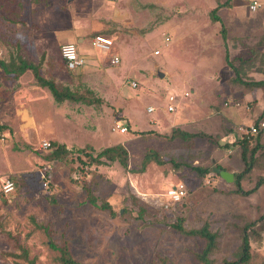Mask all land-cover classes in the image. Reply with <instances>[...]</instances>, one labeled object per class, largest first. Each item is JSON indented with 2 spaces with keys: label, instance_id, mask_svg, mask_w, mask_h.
I'll list each match as a JSON object with an SVG mask.
<instances>
[{
  "label": "rangeland",
  "instance_id": "obj_1",
  "mask_svg": "<svg viewBox=\"0 0 264 264\" xmlns=\"http://www.w3.org/2000/svg\"><path fill=\"white\" fill-rule=\"evenodd\" d=\"M251 1L0 0V60L20 55L39 63L42 76L94 100L57 104L30 70L14 77L0 68V176L16 185L0 203V264H60L50 243L63 240L79 264H201L195 254L204 239L176 231L171 224L178 216L186 228L207 223L216 234L212 264L235 259L240 227L264 218V184L243 196L234 192L235 179L218 174L226 170L235 178L244 169L237 141L264 108V87L234 82L225 60V49L229 59L242 55L245 61L234 62L239 75L264 79V7L249 13ZM215 7L220 21L210 15ZM98 33L112 39L110 51L93 48ZM64 42L75 44L82 67L67 68ZM113 52L117 64L110 63ZM149 106L154 111L147 112ZM118 123L124 133L112 130ZM173 126L206 136L171 139ZM257 137L263 145L264 130ZM52 139L70 149L91 146L94 154L121 144L127 168L89 165L77 152L48 160L40 144ZM246 139L249 151L256 135ZM149 149L164 163L150 161L140 171ZM193 166L206 173L198 175ZM260 177L264 147L240 185L250 189ZM179 184L185 194L172 204L166 191ZM87 189L115 214L89 203ZM262 222L250 239L247 264H264ZM22 249L27 259L18 255Z\"/></svg>",
  "mask_w": 264,
  "mask_h": 264
},
{
  "label": "trees",
  "instance_id": "obj_2",
  "mask_svg": "<svg viewBox=\"0 0 264 264\" xmlns=\"http://www.w3.org/2000/svg\"><path fill=\"white\" fill-rule=\"evenodd\" d=\"M217 8L218 7H215L211 11L210 15L213 20L220 21L219 16L216 14ZM220 30L224 37L226 33L224 25H221ZM225 60H226L227 65L230 68H232L235 72V77L233 78L234 82L243 84L251 89L264 87V79L244 80L239 75V72H238L239 69L234 65V62L236 60L239 62L245 61V58L242 55L229 59L228 51L225 49ZM0 68L2 69L4 73L8 75H12L14 77H18L22 75L26 70H30L34 79L36 80V83L41 87H46L51 93L54 101L56 102L70 100L74 102H82L88 105L93 104L94 102V100L88 97L87 95L77 93L71 90L67 86L60 87L52 78L51 79L45 78L40 73L39 63L35 64L33 62H30L20 55L11 57L9 61L7 62L1 59ZM4 128H5L4 125H0V131L3 130ZM258 134H256V141H257L256 145L252 147L249 151L247 148V139H246L247 135L245 134L241 135V137L237 141L239 145L241 146V151H242L241 155H242V160L244 161V169L240 173L235 174L234 183H235L236 189L234 190V192L237 194L243 195V196H247L253 193L261 185L264 184V177H260L256 180L255 185L250 189L244 190L240 185V181L242 180L244 175L247 172H249L250 169L252 168V163L254 161V153L259 148L264 147V144L262 145L258 142V137H257ZM205 136L206 135L203 132H190V131L183 130L178 127L172 128L170 130V133L167 135V137L171 139L180 138L183 140H188V139L190 140L194 137H205ZM228 145L229 144H227L226 146ZM48 150L49 151L45 155L46 159L48 160H58L62 158L64 159L65 157L72 155L74 152H77V153H82L87 157V162L89 165L92 164V165L98 166V165H105L107 163L118 162L124 168H127V151L121 144H115V145L104 147L100 151H98L96 154H94L93 147L91 146L80 148V149H68L66 148L64 144L57 143L55 141H50V147ZM142 161L143 162H142V167L140 171H144L146 163L150 161H154L157 164L164 163V161L161 160L157 152L153 151L152 149H149V151L145 153ZM192 169L195 170L200 176H203L206 173V170L201 169V167L199 166H193ZM15 188H16V185H15ZM87 191H88L87 195H88L89 203H91L93 206L99 209L107 210L111 215L115 214L114 209L112 208L109 202L105 200H101L100 203H98L97 197L93 195L90 190L87 189ZM169 201L172 204H177L180 202V201L173 202L171 200ZM142 211L143 209L140 210V213ZM260 220L264 221V218L261 217L257 220L246 222L243 226L240 227L241 243L238 247L236 257L235 259H232V260H225L223 264H247V262L251 259L250 239L256 233V227L258 226V223L260 222ZM263 224L264 223L262 222V227H263ZM36 225L38 227L40 226L44 230H47L48 228L46 225L45 226H41L38 224ZM171 226L176 231H179L180 233H183L189 236H199L203 238L205 245L200 252H196L195 254L196 258L199 260L201 264H212V260L209 257V253L212 251V249L215 246L216 234L210 231L207 223H204L201 227H198V228H186L183 224L182 217L178 216L176 218V221L173 224H171ZM50 246L58 251L57 259L60 262V264H79V262L73 257L70 251V248H69V243L66 240H63L61 244L59 245L51 242ZM18 255L25 257L27 259V251L25 249H22L21 253H19ZM27 264H34V260H27Z\"/></svg>",
  "mask_w": 264,
  "mask_h": 264
},
{
  "label": "built area",
  "instance_id": "obj_3",
  "mask_svg": "<svg viewBox=\"0 0 264 264\" xmlns=\"http://www.w3.org/2000/svg\"><path fill=\"white\" fill-rule=\"evenodd\" d=\"M262 2L259 0H252L251 3L248 4V11L249 12H256L261 6ZM113 45V41L110 37H107L102 34H97L92 39V46L101 50V51H109L111 46ZM60 55L64 60L68 69L75 70L80 68L84 65L85 60L84 58L78 53L77 48L74 43L72 42H64L60 45ZM111 64L119 63V57L117 55H113L110 58ZM131 85L134 87L136 86L135 82H131ZM187 94V93H186ZM175 97L170 95L168 97V111H174L175 106L173 102ZM154 108L149 106L147 108L148 112L153 111ZM112 130L119 131L120 133H124L126 131V127L120 125L119 123L112 127ZM264 130V110L262 113L254 120L252 123L247 125L244 129V134L247 135V138L250 136H254L258 134L260 131ZM42 149H49L50 142L43 141L40 144ZM15 190L14 181L11 179L10 176L4 177L0 176V201L7 196L11 195ZM185 194V189L183 184H179L178 186H174L171 189L166 191V196L169 200L173 202L180 201L181 198Z\"/></svg>",
  "mask_w": 264,
  "mask_h": 264
},
{
  "label": "crops",
  "instance_id": "obj_4",
  "mask_svg": "<svg viewBox=\"0 0 264 264\" xmlns=\"http://www.w3.org/2000/svg\"><path fill=\"white\" fill-rule=\"evenodd\" d=\"M263 7H264V5H262ZM262 6L257 10V11H259L261 8H262ZM264 9V8H263ZM248 11V10H247ZM256 11V12H257ZM249 12V11H248ZM249 13H251V12H249ZM252 13H254V12H252ZM260 13H264V11H260ZM98 34H100V33H98ZM97 35V34H96ZM112 47H113V45H112ZM112 47H111V49H112ZM93 48H95V47H93ZM96 50H98V51H101V50H99V49H97V48H95ZM110 49V50H111ZM109 50V51H110ZM103 52V51H102ZM111 56H113V55H119L118 53H116V52H113V53H111L110 54ZM85 64V63H84ZM51 94V93H50ZM56 102V101H55ZM61 103H63V101L62 102H58L57 104H61ZM153 107V106H152ZM148 108V107H147ZM154 108V107H153ZM176 108V107H175ZM155 109V108H154ZM147 110V109H146ZM264 110V108H261V109H257V111H256V113H255V115H254V120H255V118L256 117H258L261 113H262V111ZM154 111V110H153ZM230 111V115H235V116H237V110H235V109H231V110H229ZM148 112V111H147ZM152 112V111H151ZM172 112V111H171ZM245 118H247V115L245 114L242 118H240V121L241 120H243V119H245ZM249 119H250V117H249ZM125 124V123H124ZM174 127V126H173ZM180 128V127H179ZM183 130H185V129H183ZM51 139V138H50ZM53 140V139H52ZM54 141V140H53ZM58 142V141H57ZM59 143H61V144H64L65 146H66V148H68V149H70L71 147H69L65 142H59Z\"/></svg>",
  "mask_w": 264,
  "mask_h": 264
},
{
  "label": "water",
  "instance_id": "obj_5",
  "mask_svg": "<svg viewBox=\"0 0 264 264\" xmlns=\"http://www.w3.org/2000/svg\"><path fill=\"white\" fill-rule=\"evenodd\" d=\"M157 75L159 76V77H163L164 76V73H162V72H160V71H158L157 72ZM218 174L220 175V177H222L225 181H227V182H231V181H233V179H234V174L232 173V172H228V171H226V170H219L218 171Z\"/></svg>",
  "mask_w": 264,
  "mask_h": 264
}]
</instances>
